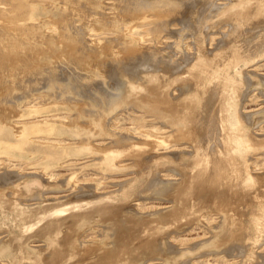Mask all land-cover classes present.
I'll return each mask as SVG.
<instances>
[{
	"label": "rangeland",
	"instance_id": "1",
	"mask_svg": "<svg viewBox=\"0 0 264 264\" xmlns=\"http://www.w3.org/2000/svg\"><path fill=\"white\" fill-rule=\"evenodd\" d=\"M1 127L0 264H264V0H0Z\"/></svg>",
	"mask_w": 264,
	"mask_h": 264
},
{
	"label": "bare ground",
	"instance_id": "2",
	"mask_svg": "<svg viewBox=\"0 0 264 264\" xmlns=\"http://www.w3.org/2000/svg\"><path fill=\"white\" fill-rule=\"evenodd\" d=\"M11 58V57H10ZM11 64V63H10ZM26 116V115H25ZM59 122V121H58ZM5 128V127H4ZM52 130H54L53 128H51ZM21 132V131H20ZM22 133V132H21ZM12 136L11 133L9 131H6L5 129H3L2 127L0 128V137H10ZM1 141V140H0ZM22 141V140H20ZM113 154V153H112ZM112 154H108L106 155V158H105V162L108 164V165H113V158L114 156ZM113 157V158H112ZM64 158V157H63ZM104 162V161H103ZM40 176V174H39Z\"/></svg>",
	"mask_w": 264,
	"mask_h": 264
}]
</instances>
